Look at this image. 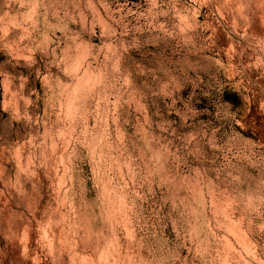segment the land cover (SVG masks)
Masks as SVG:
<instances>
[{"label": "clouds", "instance_id": "1", "mask_svg": "<svg viewBox=\"0 0 264 264\" xmlns=\"http://www.w3.org/2000/svg\"><path fill=\"white\" fill-rule=\"evenodd\" d=\"M0 264H264V0H0Z\"/></svg>", "mask_w": 264, "mask_h": 264}]
</instances>
